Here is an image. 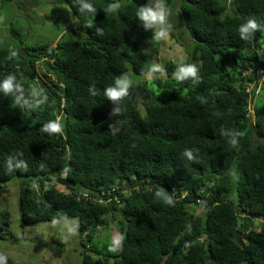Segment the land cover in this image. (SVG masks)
<instances>
[{"label":"trees","instance_id":"16d2710c","mask_svg":"<svg viewBox=\"0 0 264 264\" xmlns=\"http://www.w3.org/2000/svg\"><path fill=\"white\" fill-rule=\"evenodd\" d=\"M65 1L73 30L38 46L0 47V79L14 75L28 102L0 93V182L25 178L22 223L78 218L82 264H264V222L255 226L264 219V77L255 72L264 68V0H164L177 41L195 42L199 73L178 81L179 64L192 60H171L163 77L150 69L156 29L136 17L149 0H83L94 13ZM248 19L258 27L241 35ZM150 71L155 89L138 78ZM120 76L132 83L114 101L104 89ZM33 88L46 97L36 107ZM57 115L63 133L43 130ZM64 172L75 186L57 190ZM198 196L203 214L190 208ZM109 219L118 249L112 240L95 251L92 237ZM11 223L0 208V238Z\"/></svg>","mask_w":264,"mask_h":264},{"label":"rangeland","instance_id":"374dc122","mask_svg":"<svg viewBox=\"0 0 264 264\" xmlns=\"http://www.w3.org/2000/svg\"><path fill=\"white\" fill-rule=\"evenodd\" d=\"M173 3L175 4L176 1ZM170 14L173 15L172 13L168 15ZM72 19L73 16L65 0H0V47L38 46L56 41L62 33L70 30V25L74 24ZM171 24L172 22L168 23ZM178 30L181 31V35L183 31L181 28ZM174 31L176 29H169L165 37L153 39L146 48V57L154 62L153 65H157L155 71L159 77L165 76L166 65L171 60L176 64L181 62L180 56L185 57L186 51L191 53L195 44L192 38H187L184 34L181 36L185 40L179 43L177 39L180 36ZM147 74L138 78L143 79ZM148 84L150 89L158 87L151 85L152 80H148ZM256 91L258 96L262 88L258 87ZM138 108L145 112L142 105ZM24 179L15 178L8 182H0V208L9 210L12 216L11 226L0 238V248L8 252L10 264H82L79 253L81 245L78 218L38 224L22 223L19 180ZM55 188L60 190L64 189V186L56 184ZM195 212L203 214L204 206H197ZM65 223L72 228V231L64 227ZM107 226L108 230H100L92 237L91 244L95 251L105 253L113 248L112 238L118 234V229L111 219ZM114 248L118 249V245L114 244Z\"/></svg>","mask_w":264,"mask_h":264},{"label":"clouds","instance_id":"9594fccd","mask_svg":"<svg viewBox=\"0 0 264 264\" xmlns=\"http://www.w3.org/2000/svg\"><path fill=\"white\" fill-rule=\"evenodd\" d=\"M119 7H120L119 3L111 4L108 8V11H115V9H117ZM83 9H89L93 13L96 10V8L94 7L93 4L83 3V0H82L81 12L83 11ZM168 14H169V11L165 7L164 0H154V2H153V0H149V3L144 4V5L136 8V17L140 21L144 22L145 26H151L154 29H156V35H155L156 39H160V38L165 37L167 35V31L169 29V25L167 24ZM72 16H73V20H76V16H75L74 12H73ZM257 27H258L257 22L254 19H248L239 25L238 30L241 33V35L251 36L253 30L257 29ZM70 30H72V28H70ZM190 54L191 53H188L186 51L185 57L180 56L181 60H187V62L192 60V64H185L183 62H181L179 64V66H178L179 68H177L178 73L176 74V79H175L176 81H178L180 79H185L189 76L195 77L196 73H199L197 71V65H196L198 62L193 60L192 59L193 55L192 54L190 55ZM11 55L15 56L16 52L13 51L11 53ZM158 57H159V55H158ZM157 61H158V58H157ZM156 68H157V65H152L150 69L155 71ZM255 72H257L258 74H260L264 77V68L263 67H259ZM151 75H153V77ZM155 75L156 74H154V72H151V73L147 74L146 78L151 80L154 78ZM131 83L132 82L128 79L127 76H120L114 81V84H112V85H110L104 89V95H106L111 100L121 101L124 97L127 96V92H128L127 85L131 84ZM249 85H252L250 87V90L252 91L254 84L251 83ZM20 89H21V85L18 82H16V77L14 75L9 74V75L3 77L2 79H0V93H3L5 96H12L13 100H14V104L20 105L21 107H23V105L27 104L28 102H27V100H24L22 102L23 92H21ZM18 91L20 92V94H17ZM31 96L33 97V100H34V103L32 105H30L31 107H36V106L44 103V101L46 100V97H44L42 94V90L37 89V88H33L31 90ZM36 97H39V99H36ZM138 98L140 99V97H138ZM252 98H253V96L250 97L249 105L247 107V114L250 116L254 115L253 103L256 99V98H253V99ZM43 130L48 131L50 134H55V133L62 134L63 133V117H62V115H57L54 120H49L47 123H45L43 126ZM233 143H235V141H233ZM184 155L190 156L191 153L188 150H185ZM58 177L68 178V174H67V172H64L63 174H61ZM58 177L55 178V180H54L55 182H56V179ZM57 184H59V183H57ZM148 184L150 186H153L152 184H150L149 181H148ZM60 185H62V184H60ZM137 185L138 184L136 182L133 184L126 183V186L124 187L125 191L130 190L132 187L135 188V187H137ZM62 186L67 187L65 185H62ZM208 188H209V185L207 187L202 188L201 190H199V194L207 195ZM188 193H189V190H186L184 192V194H186V195ZM196 201H197V203L196 204L192 203L190 205V207L192 205H194L195 206L194 208L196 209L197 206H204V202H205L204 197L198 196ZM204 210H205V208H204ZM257 221H258V225H256ZM263 222H264L263 218L257 217L255 220V226L260 227V225ZM64 227H68L67 223H65ZM68 230L72 231V228L68 227ZM238 233H239V235H237ZM236 236L237 237L241 236V233L236 232ZM204 237L205 236L203 235L201 237V239H203ZM112 239H113V243L117 244V245L121 241V237L119 235L114 236ZM8 258H9L8 252H6L4 250H0V264H7Z\"/></svg>","mask_w":264,"mask_h":264},{"label":"water","instance_id":"95a60500","mask_svg":"<svg viewBox=\"0 0 264 264\" xmlns=\"http://www.w3.org/2000/svg\"><path fill=\"white\" fill-rule=\"evenodd\" d=\"M129 86V84L127 85V87ZM56 182L65 186H75V182L71 181L70 179L66 178V177H58L56 179ZM256 225H258V221L256 222ZM239 235V233L237 234Z\"/></svg>","mask_w":264,"mask_h":264}]
</instances>
